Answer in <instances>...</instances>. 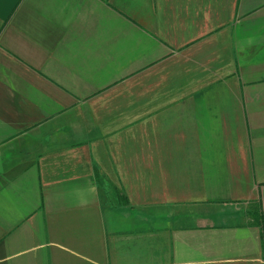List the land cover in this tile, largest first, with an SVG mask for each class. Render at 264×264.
Instances as JSON below:
<instances>
[{"label":"crops","instance_id":"1","mask_svg":"<svg viewBox=\"0 0 264 264\" xmlns=\"http://www.w3.org/2000/svg\"><path fill=\"white\" fill-rule=\"evenodd\" d=\"M0 264H264V0H0Z\"/></svg>","mask_w":264,"mask_h":264}]
</instances>
